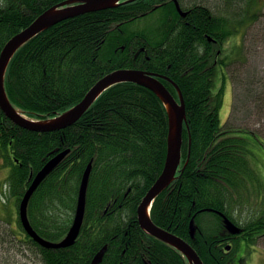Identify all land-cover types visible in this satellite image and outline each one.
Listing matches in <instances>:
<instances>
[{"label":"trees","instance_id":"16d2710c","mask_svg":"<svg viewBox=\"0 0 264 264\" xmlns=\"http://www.w3.org/2000/svg\"><path fill=\"white\" fill-rule=\"evenodd\" d=\"M60 1L0 0V52L12 36ZM209 21L204 11L182 17L172 0H134L68 18L16 52L5 87L15 107L29 118L43 120L74 106L115 69L170 76L186 103L181 170L154 200L151 217L188 241L205 264H228L222 245L216 246L226 230L218 211L240 224L230 208L251 175L248 140L234 133L261 138L221 123L222 101H212L213 74L199 53L206 41L199 37V26L207 28ZM165 84L178 98L176 88ZM168 128L162 100L133 82L109 87L79 120L61 130H29L0 110V156L3 167L9 168L5 184L16 199L18 214L32 176L55 154L71 149L28 205L30 222L44 238L58 241L66 236L83 174L93 161L85 218L73 245L43 247L28 235L18 215V230L0 216V246L11 241L29 244L41 264H91L105 245L100 264H189L182 252L147 233L138 221V206L165 164ZM203 212L214 218L202 217ZM257 224L251 221L250 227Z\"/></svg>","mask_w":264,"mask_h":264},{"label":"water","instance_id":"95a60500","mask_svg":"<svg viewBox=\"0 0 264 264\" xmlns=\"http://www.w3.org/2000/svg\"><path fill=\"white\" fill-rule=\"evenodd\" d=\"M130 1L134 0H63L44 10L28 27L12 36L0 52V110L7 118L21 127L38 132H48L74 124L106 89L117 83L133 82L151 89L162 100L168 113L167 156L162 172L138 206V221L147 233L182 252L189 264H204L201 256L188 241L160 227L151 217V207L154 200L175 180L182 159L183 128L187 122L186 103L182 90L173 79L163 74L138 68L115 69L103 76L77 104L56 117V120L50 121H40L27 117L22 110L15 107L6 91L5 77L8 66L16 52L31 38L65 19L91 11L115 7ZM175 2L179 13L186 15V12L181 9L178 0H175ZM161 79L168 80L174 84L179 95V100L171 93ZM69 152L70 149H65L55 154L46 162L41 170L32 176V183L26 190L19 205L20 221L25 231L37 243L46 248H62L73 245L81 232L85 218L87 191L93 168L92 160L87 165L83 174L75 216L64 238L58 241L44 238L34 229L28 216V205L32 195L46 176L61 163ZM218 212L223 217L228 231L234 234L242 231L241 227L233 222L225 213ZM196 229L197 224L195 223V217H193L190 222L192 237L195 236ZM227 248L229 249V246ZM106 249L107 245L94 256L91 264H99L103 260Z\"/></svg>","mask_w":264,"mask_h":264},{"label":"flooded vegetation","instance_id":"af4514ba","mask_svg":"<svg viewBox=\"0 0 264 264\" xmlns=\"http://www.w3.org/2000/svg\"><path fill=\"white\" fill-rule=\"evenodd\" d=\"M172 1L177 9L175 0ZM178 2L182 10L186 12V15L180 14L182 17L202 11L208 15L209 26L207 28L199 26L200 30L203 29L199 37L206 40L200 47L199 53L203 55L204 61L207 62L205 67L208 65L207 68L215 80L220 83H223L225 79L230 81L232 99H234L235 86L240 88L258 83L264 70H253L251 54L258 52L260 45L264 42V0H214L213 3L209 0H178ZM254 27L259 28L258 31L252 32L253 39L258 37L257 48L247 39ZM147 59L149 60L150 57ZM262 67L264 68V64ZM233 103L234 101L231 104ZM1 159L3 165L4 159ZM243 192L249 196L246 190L243 189ZM251 221L258 224L252 228ZM263 224L264 214L259 213L257 217H250L244 223L240 222L239 225L243 230L240 233H231L225 226L226 230L218 238L216 246L222 245L223 256L227 258L228 264H259L258 261L254 263L253 257L259 258L264 264V249L261 247L262 251L252 254L251 258L246 255L242 259H237L234 255L242 243L244 247L258 245V240L264 237V228L260 229Z\"/></svg>","mask_w":264,"mask_h":264},{"label":"rangeland","instance_id":"374dc122","mask_svg":"<svg viewBox=\"0 0 264 264\" xmlns=\"http://www.w3.org/2000/svg\"><path fill=\"white\" fill-rule=\"evenodd\" d=\"M213 3L214 0H209ZM259 30L258 27H254L250 32V36L247 39L251 41L255 48L259 42L253 39L252 32ZM264 39V38H263ZM254 40V41H252ZM251 62L254 65L253 70L262 71L264 68V42L260 45L258 52L251 54ZM259 77V76H258ZM220 86V87H219ZM212 101L221 98L220 106V119L221 123L226 128H243L256 132L260 138L264 139V73L260 75L258 83L253 85H246L238 88H234V99L231 95L230 81L223 80V83L214 79V83L211 89ZM236 101V104H231ZM27 116V115H26ZM28 117V116H27ZM234 135L243 136L248 140V149L246 152L248 165L250 164L251 175L245 177V184L243 189L249 193V196L242 192L235 198L236 200L233 206L230 208L237 219L240 222H245L246 219L254 218L260 214H264V141L254 140L252 133L235 132ZM2 159L0 156V216L4 218V221L9 222V226L12 225L14 230H18L17 220V205L16 199L8 193V186L5 184L9 175V168L3 167ZM242 189V191H243ZM202 217L214 218V216L208 212H203ZM208 218V219H209ZM258 245H240V248L234 254L237 259H242L246 255L251 258L252 254L262 251L264 249V237H261ZM261 247V248H260ZM255 256V255H253ZM254 263L258 261L262 262L259 258L253 257ZM0 264H41L40 260L34 253V248L29 244L12 241L0 246ZM263 264V263H262Z\"/></svg>","mask_w":264,"mask_h":264},{"label":"bare ground","instance_id":"6f19581e","mask_svg":"<svg viewBox=\"0 0 264 264\" xmlns=\"http://www.w3.org/2000/svg\"><path fill=\"white\" fill-rule=\"evenodd\" d=\"M33 21H34V20H33ZM33 21H32V22H33ZM32 22H31V23H32ZM31 23H30V24H31ZM30 24H29V25H30ZM29 25H28V26H29ZM28 26H27V27H28ZM25 28H26V27H25ZM22 30H23V29H22ZM22 30H21V31H22ZM33 38H34V37H33ZM31 39H32V38H31ZM31 39H30V40H31ZM27 42H28V41H27ZM27 42H26V43H27ZM62 113H63V112H62ZM62 113H60V114H58V115H56V116H54V117H50V118L43 119V120H40V121L56 120V119H57L56 117L60 116ZM64 128H67V127H64ZM64 128H60V129H57V130H61V129H64ZM54 131H56V130H54ZM69 149H70V148H69ZM70 151H71V149H70ZM50 173H51V172H50ZM50 173H49V174H50ZM49 174H48V175H49ZM48 175H47V176H48ZM47 176H46V177H47ZM107 248H108V245H107ZM106 250H107V249H106ZM101 262H102V261H101ZM101 262H100V263H101ZM100 263H99V264H100Z\"/></svg>","mask_w":264,"mask_h":264}]
</instances>
